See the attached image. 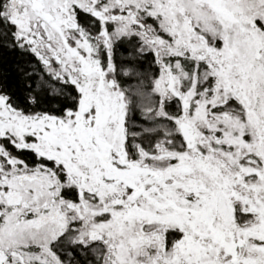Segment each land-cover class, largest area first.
I'll use <instances>...</instances> for the list:
<instances>
[{"label": "snow or ice", "instance_id": "snow-or-ice-1", "mask_svg": "<svg viewBox=\"0 0 264 264\" xmlns=\"http://www.w3.org/2000/svg\"><path fill=\"white\" fill-rule=\"evenodd\" d=\"M0 264H264V0H0Z\"/></svg>", "mask_w": 264, "mask_h": 264}]
</instances>
